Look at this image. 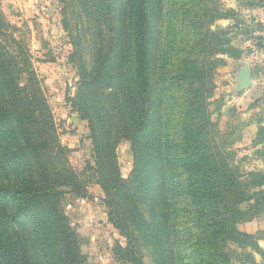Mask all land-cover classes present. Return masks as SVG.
Instances as JSON below:
<instances>
[{"label":"trees","instance_id":"obj_1","mask_svg":"<svg viewBox=\"0 0 264 264\" xmlns=\"http://www.w3.org/2000/svg\"><path fill=\"white\" fill-rule=\"evenodd\" d=\"M211 1L117 0L113 57L118 64L111 68L116 77L111 98L135 156L144 150L151 165L152 177L136 197L139 212L150 216H138L134 232L160 238L162 258L154 253L153 264H233L230 245L255 247L237 227L264 209V172L243 175L230 164L211 121L217 54L233 59L242 54L227 29L211 30L214 21L234 18L232 10L217 15ZM5 51L0 44V155L9 164L0 166V207L7 204L10 210L0 213V264H85L56 203L61 181L52 177L40 153L33 109L16 92ZM14 136V159L31 156L34 162L28 179L10 172H23L12 161ZM111 145L108 132L98 159L112 161ZM107 167L97 170L98 182L110 199L111 222L120 229L113 199L141 175L122 182L112 179ZM133 240L128 239V253ZM133 253L127 258L142 264Z\"/></svg>","mask_w":264,"mask_h":264},{"label":"rangeland","instance_id":"obj_2","mask_svg":"<svg viewBox=\"0 0 264 264\" xmlns=\"http://www.w3.org/2000/svg\"><path fill=\"white\" fill-rule=\"evenodd\" d=\"M116 5L117 0H0V44L14 71L19 98L33 109L40 153L52 177L61 181L56 203L85 264H133L127 258L133 252L142 264H153L154 253L162 258L160 238L145 233L144 239L134 232L135 219L150 216L139 212L136 197L152 177L151 165L144 160V150L141 157L135 156L136 147L123 132L111 98L116 83L111 68L118 64L113 57ZM210 6L217 15L234 12L233 20H216L211 30L227 29L232 46L242 51L239 59L217 54L211 121L221 133L219 143L230 164L243 175L264 172V22L256 19L264 12V0H212ZM244 65L251 74L246 88L240 86ZM108 132L112 161L98 159V152H105ZM11 135H3V140ZM12 139V161L23 172H10L18 180L28 179L34 162L31 156L14 159L18 141ZM7 163L0 155V166L7 169ZM104 165L112 179L122 182L141 175L119 188L113 199L120 229L111 222L110 199L98 182L97 170ZM1 178L8 180L5 174ZM9 210L7 204L0 207L2 215ZM237 228L255 247L230 245L231 262L264 264V209ZM129 237L134 240L128 253Z\"/></svg>","mask_w":264,"mask_h":264},{"label":"water","instance_id":"obj_3","mask_svg":"<svg viewBox=\"0 0 264 264\" xmlns=\"http://www.w3.org/2000/svg\"><path fill=\"white\" fill-rule=\"evenodd\" d=\"M251 84V74L248 65H244L243 70L240 71V86L242 88L249 87Z\"/></svg>","mask_w":264,"mask_h":264},{"label":"crops","instance_id":"obj_4","mask_svg":"<svg viewBox=\"0 0 264 264\" xmlns=\"http://www.w3.org/2000/svg\"><path fill=\"white\" fill-rule=\"evenodd\" d=\"M256 19L259 21H261V22H264V12L263 11H261V12H259L258 14H256Z\"/></svg>","mask_w":264,"mask_h":264}]
</instances>
